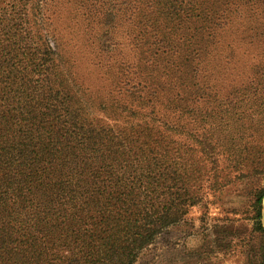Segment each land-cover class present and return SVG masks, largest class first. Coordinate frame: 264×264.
<instances>
[{
	"label": "trees",
	"instance_id": "1",
	"mask_svg": "<svg viewBox=\"0 0 264 264\" xmlns=\"http://www.w3.org/2000/svg\"><path fill=\"white\" fill-rule=\"evenodd\" d=\"M256 176L264 0H0V264H137Z\"/></svg>",
	"mask_w": 264,
	"mask_h": 264
},
{
	"label": "rangeland",
	"instance_id": "2",
	"mask_svg": "<svg viewBox=\"0 0 264 264\" xmlns=\"http://www.w3.org/2000/svg\"><path fill=\"white\" fill-rule=\"evenodd\" d=\"M256 190L264 191V176L207 191L183 221L140 253L137 264H259L264 239L253 218Z\"/></svg>",
	"mask_w": 264,
	"mask_h": 264
}]
</instances>
